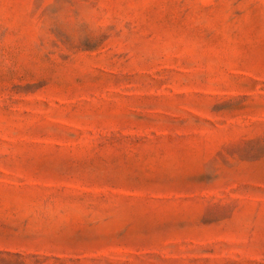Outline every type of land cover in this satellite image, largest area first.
I'll list each match as a JSON object with an SVG mask.
<instances>
[{
	"label": "rangeland",
	"instance_id": "1",
	"mask_svg": "<svg viewBox=\"0 0 264 264\" xmlns=\"http://www.w3.org/2000/svg\"><path fill=\"white\" fill-rule=\"evenodd\" d=\"M0 264H264V0H0Z\"/></svg>",
	"mask_w": 264,
	"mask_h": 264
}]
</instances>
